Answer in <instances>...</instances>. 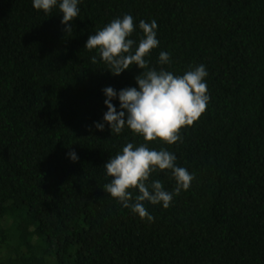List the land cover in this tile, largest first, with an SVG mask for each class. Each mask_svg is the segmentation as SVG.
<instances>
[{"label":"trees","instance_id":"16d2710c","mask_svg":"<svg viewBox=\"0 0 264 264\" xmlns=\"http://www.w3.org/2000/svg\"><path fill=\"white\" fill-rule=\"evenodd\" d=\"M59 2L45 13L0 0V264H264V0H81L70 34ZM125 14L133 51L139 22H157L150 67L208 72L210 101L183 141L148 143L195 177L168 208L145 202L153 222L104 191V165L145 141L112 134L103 90L138 88L143 70L113 76L85 46ZM154 180L174 191L171 170Z\"/></svg>","mask_w":264,"mask_h":264},{"label":"clouds","instance_id":"9594fccd","mask_svg":"<svg viewBox=\"0 0 264 264\" xmlns=\"http://www.w3.org/2000/svg\"><path fill=\"white\" fill-rule=\"evenodd\" d=\"M81 0H60L59 10L63 13L61 23L65 25V32L70 34L72 24L80 14L78 5ZM58 4V0H33L36 10L50 13ZM143 32L138 46L130 37L135 31L134 18L125 14L122 18H115L110 23L89 36L86 49H97L101 59L110 65L109 71L113 76H119L133 65L142 69V73L135 77L136 87H127L117 92L112 87L103 91L107 97L104 101L107 112L103 116L111 129L112 134H121L125 127L134 134L143 137L145 143L139 146L126 143L122 152L111 157L104 165L111 181L104 186V191L116 199L126 209H131L141 219L154 221L144 206L145 202L152 205H163L168 208L174 195H179L182 190L190 188L195 179L186 168L177 166V157L165 149L155 150L148 147V143L162 141L168 145L182 142V130L192 126L206 112L210 101L205 78L208 76L206 67L201 64L194 69L186 71L183 75H175L170 71H159L150 67L146 57L157 48L160 41L157 39V22H139ZM96 56L92 63H96ZM171 55L161 51L159 63L171 64ZM119 100L120 110L113 103ZM99 131L105 130L104 123H96ZM72 161H78L75 151H70ZM171 170L176 181L173 192H168L160 180L150 181L154 172ZM138 190L139 194L133 196Z\"/></svg>","mask_w":264,"mask_h":264}]
</instances>
